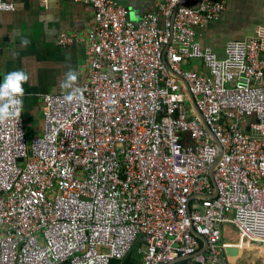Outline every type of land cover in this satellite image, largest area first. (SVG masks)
I'll return each instance as SVG.
<instances>
[{
	"label": "built area",
	"instance_id": "1",
	"mask_svg": "<svg viewBox=\"0 0 264 264\" xmlns=\"http://www.w3.org/2000/svg\"><path fill=\"white\" fill-rule=\"evenodd\" d=\"M68 1L94 10L88 76L42 97L32 142L24 108L0 123V264H110L140 237L142 264H227L226 224L264 245V39L203 46L222 0H158L138 23Z\"/></svg>",
	"mask_w": 264,
	"mask_h": 264
},
{
	"label": "crops",
	"instance_id": "2",
	"mask_svg": "<svg viewBox=\"0 0 264 264\" xmlns=\"http://www.w3.org/2000/svg\"><path fill=\"white\" fill-rule=\"evenodd\" d=\"M15 5V12L0 14V80L10 71L22 69L29 75L24 85V104L29 112H23L29 137L42 135L44 131L43 96L70 93L85 83L90 63L87 34L94 25V10L90 5L68 0H6ZM130 10V18L138 23L154 10L158 0H115ZM226 10L221 18L199 31L197 40L205 47L226 50L232 41L264 39V0H222ZM72 37L73 43L59 44L62 36ZM28 40L21 47L22 40ZM220 49V50H221ZM75 70L77 80L72 89L62 87L65 73ZM199 69V68H198ZM202 73L203 68L200 69ZM207 73V72H206ZM25 110V106H24ZM238 234V233H237ZM227 264H264V245H255L238 234L236 242L224 240ZM147 244L140 237L132 251L110 264H142L139 248ZM234 249L235 254H228ZM174 264H194L182 260Z\"/></svg>",
	"mask_w": 264,
	"mask_h": 264
},
{
	"label": "clouds",
	"instance_id": "3",
	"mask_svg": "<svg viewBox=\"0 0 264 264\" xmlns=\"http://www.w3.org/2000/svg\"><path fill=\"white\" fill-rule=\"evenodd\" d=\"M28 40L21 41V47L27 46ZM29 75L24 70H14L6 73L0 80V123L19 120L24 108L23 97L25 95L24 85L29 81ZM77 80L75 70H69L65 73V79L62 87L72 89L73 84ZM77 91L73 89L65 99L72 101L77 98ZM82 99V97H80Z\"/></svg>",
	"mask_w": 264,
	"mask_h": 264
},
{
	"label": "rangeland",
	"instance_id": "4",
	"mask_svg": "<svg viewBox=\"0 0 264 264\" xmlns=\"http://www.w3.org/2000/svg\"><path fill=\"white\" fill-rule=\"evenodd\" d=\"M220 49H219V46L216 47L214 49L215 53L221 59H226L227 58V56H226V50H224V49H221L220 50ZM197 68H199V69L203 68V72L206 73V70H204V65L202 64L201 60L195 59V60H191V61H189L187 63H183L182 64V69L184 71H186V70H196ZM24 106H25L24 112L25 113L29 112L30 109H29V106L27 105V103H25ZM34 138H33V135H32V137H29L30 142H32V140ZM222 233L224 234V237H225L224 240L226 242H236L237 239H238V234H237L236 228L233 225H231V224H226L224 226L223 230H222ZM240 264H246V262L245 261H242V262H240Z\"/></svg>",
	"mask_w": 264,
	"mask_h": 264
},
{
	"label": "water",
	"instance_id": "5",
	"mask_svg": "<svg viewBox=\"0 0 264 264\" xmlns=\"http://www.w3.org/2000/svg\"><path fill=\"white\" fill-rule=\"evenodd\" d=\"M228 254H230V255H234V254H235V250H234V249H229V250H228Z\"/></svg>",
	"mask_w": 264,
	"mask_h": 264
},
{
	"label": "trees",
	"instance_id": "6",
	"mask_svg": "<svg viewBox=\"0 0 264 264\" xmlns=\"http://www.w3.org/2000/svg\"><path fill=\"white\" fill-rule=\"evenodd\" d=\"M185 261V260H184Z\"/></svg>",
	"mask_w": 264,
	"mask_h": 264
}]
</instances>
